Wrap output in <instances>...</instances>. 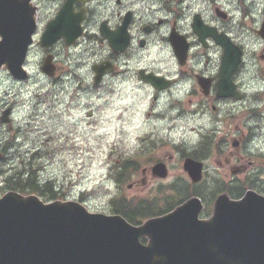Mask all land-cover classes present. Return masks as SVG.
Instances as JSON below:
<instances>
[{"label": "flooded vegetation", "instance_id": "af4514ba", "mask_svg": "<svg viewBox=\"0 0 264 264\" xmlns=\"http://www.w3.org/2000/svg\"><path fill=\"white\" fill-rule=\"evenodd\" d=\"M8 4L19 10L16 22L35 19L27 62L34 58L40 73L44 60L50 58L56 81H63L62 74L73 79L77 73L75 50L84 47L92 56L91 69L96 62H112L114 69L107 72L102 83L108 77H126L129 64L135 63L130 74L135 85L147 86L156 101L167 94L171 102L179 99L182 120L201 121L193 126V137H183V159L192 157L203 163L199 182L186 178L191 187L229 192L233 198L240 195L236 188L251 187L264 194V180L248 172L252 163L246 154L250 137L244 136L234 113L237 103L243 107L249 97L244 86L250 68L246 58L255 54L248 50L249 44L260 47L258 61L263 65H257L256 74L264 71V0H9ZM61 11L60 26L69 30L78 24L79 35L71 43L59 37L43 46L41 37L48 23ZM66 32L68 38L73 33ZM112 45H125V49L116 53ZM225 46L242 49V60L230 76L239 99L218 95ZM142 69V75L163 76L170 85L155 88L142 79ZM7 106L14 107L7 103L0 114ZM14 132L12 129L9 135Z\"/></svg>", "mask_w": 264, "mask_h": 264}, {"label": "water", "instance_id": "95a60500", "mask_svg": "<svg viewBox=\"0 0 264 264\" xmlns=\"http://www.w3.org/2000/svg\"><path fill=\"white\" fill-rule=\"evenodd\" d=\"M8 1L0 0V68L5 66L14 78L24 80L28 73L23 63L35 21L16 22L19 10ZM62 15L61 11L48 23L42 45L61 36L70 43L80 33L78 24L69 30L60 26ZM66 31L73 32L69 38ZM124 47L112 45L116 52ZM240 60V47L225 46L222 80ZM111 69L109 61L94 64V83ZM42 70L54 74L49 60ZM142 73L158 89L169 85L163 76ZM218 93L239 97L232 82L229 87L220 83ZM10 113L6 108L0 120L9 123ZM184 168L193 181L200 179L201 162L188 157ZM152 172L165 177L167 168L157 162ZM202 207L200 198L193 196L135 225L120 214L91 212L76 200L46 202L37 194L10 190L0 196V264H264L263 195L248 190L242 198L231 199L221 194L208 219L199 217Z\"/></svg>", "mask_w": 264, "mask_h": 264}, {"label": "rangeland", "instance_id": "374dc122", "mask_svg": "<svg viewBox=\"0 0 264 264\" xmlns=\"http://www.w3.org/2000/svg\"><path fill=\"white\" fill-rule=\"evenodd\" d=\"M248 50L255 53L246 58L250 68L245 74L244 86L249 97L243 107L237 103L234 113L238 120L235 122L241 123L244 136L252 135L247 143V160L252 161L248 172L264 180V76L256 74L257 65H263V61H258L260 47L251 43ZM75 59L74 69L80 78L76 76L70 80L62 74L61 82L40 73L34 58L26 64L30 72L27 81H15L4 68L0 70V108L7 103L14 105L13 123L16 131L20 129L9 156L15 159L27 157L32 151H45L50 144L55 151L54 158L45 161L41 176L56 181L58 189L65 193L62 196L78 200L83 195L81 201L91 211L112 212L110 199L116 192L127 197L158 199L173 195L171 184L187 177L180 161L181 153L174 144H180L185 135L193 137V126L201 121L176 117L180 114L179 105L176 112L166 109L170 105L169 94L156 101L147 86L135 85L134 78L131 80L130 77L135 63L129 64L126 74L129 80L123 76L108 77L101 87L82 93L81 89L87 87L89 90L88 84L92 82L89 69L92 56L80 47L75 50ZM77 86L80 89L76 92ZM233 133V136L237 135V132ZM8 136L7 128L0 125V143ZM142 138L156 140L157 148L147 151ZM144 143L148 145L150 140L146 139ZM133 152H138L135 159L140 167L131 182L141 180V169L146 165L150 168L152 163L149 161L158 157L165 159L168 176L155 177L148 170L145 184L128 187L125 183L120 188L115 179L108 177L113 166L109 156L113 154L115 161H119ZM16 153L19 154L17 157ZM5 163L0 161V167ZM7 190L0 176V195Z\"/></svg>", "mask_w": 264, "mask_h": 264}, {"label": "trees", "instance_id": "16d2710c", "mask_svg": "<svg viewBox=\"0 0 264 264\" xmlns=\"http://www.w3.org/2000/svg\"><path fill=\"white\" fill-rule=\"evenodd\" d=\"M179 148L178 145H175ZM8 142L3 145V157L0 161H6L4 167H0V176L2 177L6 189L19 191L23 194L36 193L43 196L46 200L56 199L59 197V189L56 181L49 178H43L41 171L45 168V161L54 158V148L49 144L45 151H34L27 157L9 158L6 154ZM157 148L156 143L151 149ZM134 154L126 156L119 161H115V157L111 155L110 161L113 162L114 168L113 177L116 182L122 187L123 184L128 183L139 168L138 162L135 161ZM141 152H139V155ZM142 155V154H141ZM15 159V164L13 160ZM8 166V167H7ZM12 166V167H11ZM177 198L174 195L168 196L163 201V206H160L158 199L146 198L142 199L139 196L126 197L124 194L113 197L111 199V206L114 212L125 216L132 223H138L142 218L154 216L164 213L181 202L183 198L191 194H200L196 190H188V188L174 189Z\"/></svg>", "mask_w": 264, "mask_h": 264}]
</instances>
